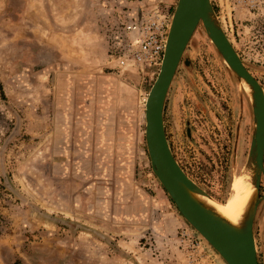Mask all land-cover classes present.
Here are the masks:
<instances>
[{
	"label": "rangeland",
	"instance_id": "374dc122",
	"mask_svg": "<svg viewBox=\"0 0 264 264\" xmlns=\"http://www.w3.org/2000/svg\"><path fill=\"white\" fill-rule=\"evenodd\" d=\"M61 1L0 0V264H227L152 170L145 103L159 70L114 68L123 12L83 29L71 18L79 5ZM212 1L264 88V0L237 10L238 24L230 3ZM249 95L200 24L164 123L176 159L213 201L227 199L247 164ZM260 197L254 234L264 264V172Z\"/></svg>",
	"mask_w": 264,
	"mask_h": 264
},
{
	"label": "water",
	"instance_id": "95a60500",
	"mask_svg": "<svg viewBox=\"0 0 264 264\" xmlns=\"http://www.w3.org/2000/svg\"><path fill=\"white\" fill-rule=\"evenodd\" d=\"M200 24L239 81L243 77L253 88V98L250 99L255 125L246 166L255 169L257 199L242 231L217 219L191 197L189 190L206 191L184 171L166 134L164 108L167 93L186 47ZM185 61L188 62L187 59ZM145 119V139L152 170L181 215L227 264H260L254 220L261 200V178L264 172V88L225 33L212 0H177L163 61L145 103Z\"/></svg>",
	"mask_w": 264,
	"mask_h": 264
},
{
	"label": "built area",
	"instance_id": "2783aa9c",
	"mask_svg": "<svg viewBox=\"0 0 264 264\" xmlns=\"http://www.w3.org/2000/svg\"><path fill=\"white\" fill-rule=\"evenodd\" d=\"M222 7L230 3L234 10H257L262 0H221ZM173 12L164 0L149 7H140L139 14L127 19L123 31L112 41L109 57L119 71L159 70L166 48Z\"/></svg>",
	"mask_w": 264,
	"mask_h": 264
},
{
	"label": "bare ground",
	"instance_id": "6f19581e",
	"mask_svg": "<svg viewBox=\"0 0 264 264\" xmlns=\"http://www.w3.org/2000/svg\"><path fill=\"white\" fill-rule=\"evenodd\" d=\"M240 79H242L245 89L253 98L252 86L245 78L242 77ZM189 193L199 205L214 217L228 224L235 230L242 231L253 211L257 199L255 169L245 166L239 174L233 177L229 195L224 202L213 201L202 191L189 190Z\"/></svg>",
	"mask_w": 264,
	"mask_h": 264
},
{
	"label": "crops",
	"instance_id": "0c3cea01",
	"mask_svg": "<svg viewBox=\"0 0 264 264\" xmlns=\"http://www.w3.org/2000/svg\"><path fill=\"white\" fill-rule=\"evenodd\" d=\"M157 0H124L123 2L115 3L110 2L108 0H79L76 2L75 0H62L61 2L65 3L66 5L76 7V4L79 5L78 10L74 8L73 16L71 17L73 20H76V16H80V19L82 20L80 28L91 30L94 27H97L95 23L103 22L107 23L111 19H116L118 17V12L121 10L123 12V15L120 13V17L123 16L124 20L134 18L136 17L140 12V7H149L153 5ZM165 3L172 9L175 2L177 3V0H164ZM44 6H49V0H43ZM60 2V3H61ZM214 3L216 5H222L221 0H214ZM117 4V5H116ZM125 7V8H124ZM80 8V9H79ZM244 13L241 11H236L234 15L235 23L238 24L239 21L243 20ZM251 18V17H250ZM123 21L122 23H125ZM76 27V25H75ZM240 28H237L235 25H233V36H236V30H240ZM246 27H244V32L246 31ZM240 32V31H239ZM259 72V71H258Z\"/></svg>",
	"mask_w": 264,
	"mask_h": 264
},
{
	"label": "flooded vegetation",
	"instance_id": "af4514ba",
	"mask_svg": "<svg viewBox=\"0 0 264 264\" xmlns=\"http://www.w3.org/2000/svg\"><path fill=\"white\" fill-rule=\"evenodd\" d=\"M182 61V60H181ZM181 63V62H180ZM180 65V64H179ZM179 67V66H178ZM178 69V68H177ZM175 76V75H174ZM173 81V80H172ZM172 84V83H171Z\"/></svg>",
	"mask_w": 264,
	"mask_h": 264
}]
</instances>
